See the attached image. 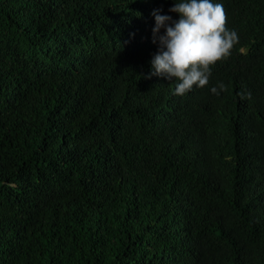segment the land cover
Listing matches in <instances>:
<instances>
[{
    "label": "trees",
    "instance_id": "obj_1",
    "mask_svg": "<svg viewBox=\"0 0 264 264\" xmlns=\"http://www.w3.org/2000/svg\"><path fill=\"white\" fill-rule=\"evenodd\" d=\"M213 2L238 43L180 96L173 0H0V264H264V0Z\"/></svg>",
    "mask_w": 264,
    "mask_h": 264
},
{
    "label": "clouds",
    "instance_id": "obj_2",
    "mask_svg": "<svg viewBox=\"0 0 264 264\" xmlns=\"http://www.w3.org/2000/svg\"><path fill=\"white\" fill-rule=\"evenodd\" d=\"M167 2V0H165ZM169 15L153 12V44L159 46L151 60V76L174 80V95H184L193 87L204 88L209 83L211 69L231 55L238 43V34L227 28L226 12L222 3L213 0H173ZM163 30V34L161 31ZM224 90L220 83L217 86ZM217 87L212 93L219 95Z\"/></svg>",
    "mask_w": 264,
    "mask_h": 264
}]
</instances>
